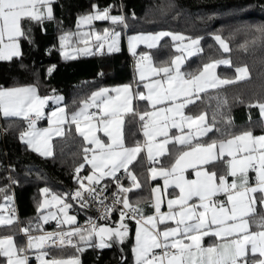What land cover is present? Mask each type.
Masks as SVG:
<instances>
[{
    "label": "trees",
    "instance_id": "trees-1",
    "mask_svg": "<svg viewBox=\"0 0 264 264\" xmlns=\"http://www.w3.org/2000/svg\"><path fill=\"white\" fill-rule=\"evenodd\" d=\"M52 6V19L22 21L26 35L20 38L21 54L10 60L0 59V89L33 85L41 97L62 95L66 112L72 114L98 89L141 84L136 81L137 64L131 60L133 55L151 57L147 65L171 67L179 53L176 45L180 42L172 36H163L153 48L139 46L135 52H131L126 44L125 36L163 31L173 36L202 38L199 45L202 51L184 65L189 74L196 75L206 63L217 60L231 62L219 64V73L223 77H233L238 67L248 68L247 79L197 94L198 98L195 95L191 99L194 102L188 103L186 113L204 115L212 127L202 142L227 140L246 131L256 135L264 133V121L258 107L264 104V46L258 42L249 44L247 50L241 47L258 35L255 26L264 25V0H53ZM97 9H110L109 16H122L123 22L114 23L111 19L81 22V17L93 15ZM113 28L119 32L120 43L109 51V45L105 43ZM216 35L225 39L230 52L223 51L214 39ZM62 37L66 39L62 40ZM138 102L144 103L143 100ZM132 116L135 118V115H129ZM1 125L6 133L2 136L0 132V199L11 198L18 219L12 225L0 227V236L16 234L23 238L19 234L20 224L29 233L50 228V223L41 218L43 211L39 210L45 194H57L68 200L70 191L79 185L76 169L82 164L84 167L80 172L87 177L86 156L89 153L86 154L84 149L89 148V144L74 126H70L63 136L54 139L52 155L44 156L29 149L21 140V134L29 129L25 118L0 115V129ZM44 125H47L46 117L37 123V126ZM136 128V122L125 124L127 143L134 142L139 136L134 137ZM156 163L147 164L140 158L127 170L123 185L132 181L129 174L132 168L135 169L140 187L129 193L132 204L140 209H145L151 202L148 169L150 164ZM122 172L125 170L116 178ZM44 189L49 191L45 193ZM71 211L79 215L83 212L79 206H73ZM261 213L262 208L250 217H258ZM115 221L110 225L116 227ZM252 227L258 229L254 224ZM73 240L82 251L72 246L44 250L50 258L77 257L80 264H133L132 236L127 242L120 243L124 254L122 262H119V252L113 242L100 248L97 235L87 242L80 241L79 236H74ZM29 258L30 264H37L34 255ZM253 258L261 259L259 254L254 257L249 254L248 259ZM4 261L0 254V264Z\"/></svg>",
    "mask_w": 264,
    "mask_h": 264
},
{
    "label": "snow or ice",
    "instance_id": "snow-or-ice-1",
    "mask_svg": "<svg viewBox=\"0 0 264 264\" xmlns=\"http://www.w3.org/2000/svg\"><path fill=\"white\" fill-rule=\"evenodd\" d=\"M53 0H0V59H11L14 56H19L20 46L18 40L20 37L26 35L22 27V20L28 19L30 21L42 22L43 19H52L53 10L51 4ZM95 7V6H94ZM43 9V11L41 10ZM110 9L99 10L95 14L81 17L82 23H90L93 20H107L111 19L114 23L123 22L122 16H109ZM255 35L250 41H246L241 45L242 48L247 50L249 44L255 45L258 42L264 46V25L255 26ZM107 36V30H105ZM163 36H172L173 40L180 41L181 43L187 39L190 43L183 45L184 49L192 55V49L195 48L196 52H201L199 47L202 38H190L182 35H172L171 33L161 32L154 36H138L132 37L133 41H141L148 44L149 48L155 46V41H158ZM119 37V33L113 34V44L109 45V51H112L114 44ZM66 37H62V40ZM97 39H101L97 36ZM214 39L219 43L224 52H230L229 44L220 35H216ZM7 41V42H5ZM134 50V48H133ZM179 50V49H178ZM141 59L151 60V57L145 55ZM183 62L181 56H176L172 61L175 67L161 66L152 69L156 75L163 73L167 77L168 87L163 88L160 81L154 84L145 85L149 89V95L144 96L142 93H137L139 99L152 101L153 106L164 100L175 101L181 93L186 97V103L194 102L189 97L192 94H198L205 91L206 87L216 88L219 85H226L234 83L235 80H243L249 77L248 68H236L237 76L235 80H220L216 77L211 70L219 64H230L229 60H217L203 66V70L199 75L189 74L190 79H184V75L180 73V65ZM144 79L143 72L141 73V80ZM173 81L176 85H173ZM188 87L194 88V93L188 92ZM130 86L125 85L123 89H114L117 96L108 95V89H101L92 94L89 100L83 103V106L76 113H73L71 121L76 124L77 131L84 137L88 143L94 145V148H85V153H91V159L86 162L91 165L92 169L98 175L85 177L84 180L95 182L99 184L100 179L105 176L116 178V173L124 169L128 170V165L136 160L137 155L141 152L139 142L134 147H126L123 139V116L127 113L138 115L141 121L145 117L159 115L160 113H134L131 107V93ZM160 89L157 92L156 98L151 94L154 90ZM121 92L123 96L119 95ZM198 98V95H197ZM49 97L41 98L37 95L35 87L26 88H11L0 89V109H2L3 116H18L23 117L28 121L29 131L21 134V140H24L35 151L41 152L42 155H52L48 141L52 135L63 136V131L57 127L52 129H36V121L43 116V107ZM57 100H62V97H57ZM95 107L98 110L102 107L103 111L96 115V113L88 114V109ZM185 104H177L175 108L166 109L168 112H174L176 115H181V109ZM261 114L264 115V104L258 105ZM61 114L64 109H59ZM165 109H161L163 113ZM52 116L55 117L56 113L53 112ZM96 118L99 125L93 124L91 121ZM83 118L87 122L86 128L80 127V119ZM167 119V117H165ZM182 120L189 121V128L197 121L203 122L205 117L182 116ZM57 124L62 122V118L55 121ZM172 127H180V125L173 123ZM144 135L148 137L145 142L147 147V154L149 157L153 155V146L149 141L154 139V134L162 135L165 139L157 147L163 151L165 145L169 143L167 139L168 133L166 129H161L159 133L149 130V124L143 125ZM103 131L110 143L105 144L97 135L98 131ZM210 127L205 126L198 135H206L211 131ZM193 137H174V140L180 145L190 147L192 145ZM43 145V149L41 147ZM216 142L207 145L206 147L197 144L191 148V151L183 152L176 160L171 169H161L159 175L165 178V188L169 184L168 177H174L172 183L180 190V195L176 199L167 201L168 212H160V197L157 195L154 209L156 215L143 216V210L138 207H133L129 204L126 195L122 199L117 198L113 202L120 203L124 209H130L133 214H140L141 219L136 220L139 225L135 236V252L136 264H264V216H260L258 220H253V224L260 230L250 232L249 220L245 217L255 214V198L251 196L252 193L260 192V201L264 207V135L253 136L251 131H246L241 135L235 136L226 142L219 144V154L213 152L216 148ZM225 152L231 157L227 161L228 175L233 177L231 183L228 182L226 175L217 177L215 171L208 172L203 170L205 166L223 158ZM240 153L239 158L237 154ZM191 157V159H186ZM199 166L200 170H196ZM84 165H80L76 169L78 174ZM187 168H192L195 171L196 179L187 180L184 176V171ZM252 169L256 173V186L249 187L248 184V171ZM152 178L155 179L157 170L151 169ZM217 179L219 183H217ZM237 179L240 181L237 184ZM84 180L78 179L80 189L74 194L75 198L83 199L84 193L87 192L88 196L95 199L99 195L94 187H89L84 184ZM133 188H139L140 184L137 182L135 175H131ZM107 186L105 185V188ZM133 188H120L122 193H129ZM233 190H236L233 192ZM45 193L49 190L44 189ZM104 189H101L103 192ZM159 193V189H155ZM218 193L226 194L227 201L230 202L231 207L225 208L223 202H218L213 199ZM198 198L199 203L189 204L188 202ZM6 199H11L7 197ZM53 200L57 203L63 204L60 209L64 213V219L59 221L62 225L67 223L74 224L75 217L67 215V209L71 205L63 203L60 197L53 196ZM48 202L45 201V205ZM103 203V200L100 201ZM139 201H137V204ZM45 205H41L43 208ZM179 206V211H175L173 206ZM86 206V205H85ZM3 205H0L2 208ZM202 209V210H200ZM111 209L106 208L105 214ZM211 213V215H209ZM125 212L121 210L120 218L124 220ZM135 219V215L130 217ZM49 219H56V216L50 214L44 216V222ZM143 221V223H142ZM166 221H174L175 227L165 226L161 231L158 224H165ZM14 219L11 216L5 217L0 215V225H11ZM145 225L149 227H145ZM123 228V231L121 230ZM149 228L151 230H149ZM25 234L29 233L27 228L22 230ZM127 226L121 223L117 228L97 226L94 222L90 221L88 228H73L68 232H55L46 233L44 235L33 237L28 235L27 247L16 248L13 238L11 236L0 239V254L7 258V264H28V257L25 255L28 249L36 248L43 249L45 245L63 247L71 245L76 247L77 251H82L76 244H73L72 237L79 236L80 241H90L93 235L100 237L98 247L104 248L108 245L105 244V237L117 236L121 240L127 235ZM213 236L219 238L218 242L210 246H202L204 237ZM185 240L188 243H185ZM161 249L163 255L156 254L153 250ZM175 250V251H173ZM19 253V255H18ZM249 253L255 256L259 253L261 259H248ZM48 253L41 251L36 257L40 264H80L77 257L69 259H49L45 260Z\"/></svg>",
    "mask_w": 264,
    "mask_h": 264
},
{
    "label": "crops",
    "instance_id": "crops-1",
    "mask_svg": "<svg viewBox=\"0 0 264 264\" xmlns=\"http://www.w3.org/2000/svg\"><path fill=\"white\" fill-rule=\"evenodd\" d=\"M51 7H52V10H53L52 4H51ZM41 10L43 11V9H41ZM53 14H54V10H53ZM114 33H119V32L115 28H113L112 31L110 32L109 38H107L105 44H107V45L113 44V34ZM132 37H135V36H133V35L132 36H125L127 47H128V49L131 52H135L139 46L148 47L147 44H142L141 43V45H140V44H138L139 41L138 42L133 41L131 39ZM20 38L18 40V43H19L20 52H21V40H20ZM161 39H162V37L159 40H161ZM159 40L156 41L155 46L159 44V42H160ZM5 42H7V41H5ZM119 43H120V38L118 37V39L116 40V42L114 44V47H117L119 45ZM188 43H190L189 40L188 41H183L182 43L178 42L177 45H176L177 50L179 49L178 50L179 53L176 56L179 55V56H181L183 58V62L180 65V73L184 75V79H186V80L190 79V76H189V73H187V71L184 69V65L186 64L187 60L190 57H192L193 55L198 53V52H196L195 48H193L192 49V51H193L192 55H185V52L187 50L184 49L183 45H186ZM102 46H103V44H101L99 49H101ZM133 48H134V50H133ZM212 62H214V61H212ZM208 63H211V62H208ZM208 63H206V64H208ZM141 66L143 67L142 68L143 70L141 69L139 71L137 77H136V81H141L142 82L141 84H134V85L123 84V85H117L115 87H111V88L107 87V88L110 89V91L108 92L109 93L108 95L114 97V96H117V93L115 91H113L114 89H118V88L119 89H123V87L125 85L130 86L129 91L131 93V107H132L133 112L134 113L139 112V114H144L146 112L147 113H160L159 115L148 116L149 119L145 123L149 124V130L150 131H154V133H159V131L161 129H166V131L168 133L167 139L169 140V143L165 145V150H163V151H161L157 146L159 144H161L165 138L162 135L154 134V139L149 141V143H151L152 146H153V155H152V157H149V155L147 154V147L145 145V142L148 141V137H146L144 135V129H143V125L145 123H142V124L140 123L141 120L139 119V116L135 115V119H136L135 122L137 124V128L140 130V133H139V136L136 137V140L134 142L127 143L126 138H125V121H124L123 126H122L123 139H124L125 146L126 147H134V146H136L137 142H139V145H140V147L142 149L141 152L137 155L136 160L133 161L132 164L128 165V169L131 168V166L135 162H137L140 158H141V160H143L144 163H147V164L151 163L155 159L158 160V162L156 164H154V165L150 164L149 169H148V180H149V184H150V188H151V202H150L149 206L145 207V209H142L143 210V213H142L143 216L147 217V216H150V215H156L155 209H154V204L156 202L157 195H159V197H160V212L161 213L168 212V210H169L168 206H167V201L168 200L176 199L180 195L179 188L176 187L174 183H172L174 177H171V176L168 177L169 184H168L167 188H165V178L163 176L159 175V172L161 171V169H171L174 166L176 160L179 158V156L183 152L191 151V148L195 147L197 144L206 147L207 145L212 144L213 142H216L217 147L213 149V152H215L218 155L219 154V144L221 142H226L227 140L232 139L234 137L229 138L227 140H222V141L202 142V140L206 136H208L212 130L207 132L206 135H198V132L202 131V129L205 126L210 127L211 129H212V127H211V125H209L207 123L206 117L204 115H203L205 117L204 121L203 122L197 121V123L193 124L191 128H189V123H190L189 121L181 119V115L182 116H191L193 118L199 117V116H192V115H189V114L186 113V107H187L188 103H186V97H185L184 93H181L175 101L164 100L163 102L157 103L155 106H153L152 101H150V100L139 99L138 96H137V93H142L144 96L149 95V89L147 87H145V85L154 84L156 81H160V83L163 86V88H167L168 87L167 77L163 73H160L159 75H156V74H154L152 72L151 69H149V70L147 69L150 66H146V65H141ZM152 67H153L152 69L159 68V67H155V66H152ZM171 67H175V65L172 64ZM242 67H244V66H242ZM202 70H203V67H202V69L200 71H202ZM211 71L220 80H235L236 76L238 75L237 72H235L233 77H223L219 73V65H217L215 67V69H213ZM142 72H143V75H144V79L143 80H141V73ZM199 72L196 75H199ZM243 80H245V79H243ZM237 81H242V80H235V82H237ZM173 85L174 86L176 85L175 81H173ZM226 85H228V84H226ZM139 86H140V88H139ZM222 86H225V85H219L216 88H220ZM26 87H35V86L26 85V86H21V87H14V88H26ZM137 87H138L139 92L137 90ZM216 88L206 87L205 91H203V92H206V91L212 90V89H216ZM4 89H11V88H4ZM159 91H160V89H156V90H154L151 93L154 98H156L157 92H159ZM188 92L190 94L194 93V88L193 87H188ZM203 92H199L198 94H201ZM37 95L39 97H41L38 93H37ZM119 95L123 96L124 93L121 92ZM195 95H197V94H192L189 98L192 99ZM57 97H62L63 98L62 95L49 96L50 99L47 100L46 104L44 105V107L42 109V111H43L42 118H45V117L47 118V125L37 126V123L42 119V118H40L39 120L36 121V129L37 130H41V129H52V130H55L57 127H59L64 132L65 129L69 128L70 126H74L75 128L77 127L76 124L71 121L70 117H64V115L61 116L60 118H58V119L62 118V122L61 123L57 124L55 122L58 119L54 118L52 116V113L54 112V109L57 108V107H63L64 111H66L64 103H63L64 102V98L62 100H57L56 99ZM41 98H44V97H41ZM138 100H143L144 103L140 104L138 102ZM177 104H185V107H183L181 109V115H176L174 112L166 111V109H169V108H173L174 109ZM89 109H88V111H89ZM161 109H165V111L163 113H161ZM97 111H98L97 116H99V114L103 111L102 107L99 110L97 109ZM130 114H132V113L124 114L123 118L127 119V116H129ZM0 115L3 118H23V117H18V116L4 117L2 109H0ZM165 117H167V119H165ZM262 117H263V121H264V115H262ZM91 122L93 124H98V121H97L96 118L93 119ZM173 123H176V124L180 125V127H172ZM86 124H87V122L84 121L83 118H81L80 119V126L86 125ZM26 131H29V129L26 130ZM241 134L242 133H240L238 135H241ZM260 135H264V133L257 134V135L253 134V136H260ZM177 136H180V137L191 136V137H193L192 145L190 147H185V146L180 145L178 142H176L174 140V137H177ZM57 137H59V136L52 135L50 137L49 141H48V147H50L51 152H53V141ZM105 138H106L107 142L109 143V139L106 136H105ZM22 141L25 144H27L24 140H22ZM27 146L29 147V149L35 151L29 144H27ZM41 147L43 149L44 146L41 145ZM89 148H90V144H89ZM35 152L38 153V154H41V152H37V151H35ZM239 155H240V153L237 154L238 158H239ZM91 156H92V154L89 152V154L87 155V159H91ZM186 159H191V157L186 158ZM230 159H231V157H229L227 155V152H225L223 158L213 162L212 164H209V165L205 166V168L203 170H206L208 172L215 171L216 174H217V177H219L220 175H226L228 182L231 183L233 177L228 175L229 169H228V164H227V161L230 160ZM86 165H87L86 166V169H87L86 176L87 177L88 176L98 175V173H95V170L92 169L90 164H88L86 162ZM153 168H155L157 170V174L155 176V179L152 178L151 169H153ZM123 170L124 169L119 170L116 173V175L119 172L123 171ZM196 170H200L199 166H198V168ZM196 170H194L192 168H187L184 171L185 178L187 180L196 179V176H195V171ZM131 175H135L136 176L135 169H133V168H132V170L130 171V174H129L130 178H131ZM255 177H256V173L253 170L249 169V171H248V178H249L248 179V184H249V187L256 186ZM105 180H109V181H105ZM114 180H115V178L105 176L102 179H100L99 183H101V182H113ZM137 182H138V180H137ZM216 182L219 183V180L217 179ZM239 182L240 181L237 179V184H239ZM122 187L123 188H133V182L131 181L130 183H127V184L125 183L124 185H122ZM155 189H159V193L155 192L154 191ZM235 191L236 190H233V192H235ZM124 195L127 196L129 204L134 205V204H132V201H131V198H130V193H127V194L122 193L123 197H124ZM251 196L255 198L254 207H255V213H256L258 211V209L261 208L260 207L261 206V201H260L261 193L258 191L256 193H252ZM213 199L217 200L218 202H223L225 208H230L231 207L230 202L227 201L226 194L218 193L217 196H215ZM188 203L190 205L193 204V203L198 204L199 200H198V198L193 197V199L190 200ZM0 205H3V207L0 208V215H3L5 217L11 216V217H13L14 222H16L18 218H17L16 212H15L14 206H13V201L11 199L9 200V199H6V198L5 199H0ZM81 209L83 211V212H81V214L83 216L84 215H88V211H84L83 208H81ZM173 209L175 211H179V206L174 205ZM262 209H263V212H264V207H262ZM200 210H202V209H200ZM71 213H75V214H72L76 218L75 222H74V224H75L81 219V214L79 215L76 212H72V211H71ZM209 215H211V213H209ZM250 216H252V215H250ZM250 216L245 217L246 219L249 220V231L250 232L257 231V230L251 229L252 222H253V220H256L257 217H250ZM258 217H259V215H258ZM53 220L60 221L61 219H58V218L57 219H49L45 223H50ZM121 223H123L124 225L127 226L128 233L123 238V240H121L117 236H116V238H117L119 243H124V242H127L129 240L130 236H132V245L130 247V249H131V260H132L133 264H136L135 252L133 251V249L136 246V244H135V236H136V231H137L139 225H137V223L130 222L125 217H124V220L121 221V218L119 216L116 219V221H115V226L116 227H114V228L119 227L121 225ZM64 225H69V224L64 223ZM2 226H9V225H0V227H2ZM165 226H167V227H175L176 225H175L174 221H166L165 224H158V228L161 231L164 230ZM145 227H149V226L145 225ZM121 230L123 231V228H121ZM131 230H132V233L130 232ZM149 230H151V229L149 228ZM8 236H11L13 238L14 244H15L17 249H19L21 247H26L27 244H28V240H25L24 238H21V237L17 236L16 234H9V235L0 236V239H2L4 237H8ZM218 240H219V238L213 237V236L204 237L202 246H204V247L210 246L211 244L218 242ZM72 241H73V244H74V240H72ZM104 241H105V244L112 243V241H110V239H106L105 238ZM185 243H188V241L185 240ZM67 246H71V245H67ZM157 250L158 249H154L153 251H157ZM38 252L39 251H36V248H32V249H28L27 252L25 253V255H27V257L31 256V254L34 255V256H38L39 255ZM18 255H19V253H18ZM4 258H5L4 264H7V258L6 257H4ZM47 258H48V260L51 259L49 257V255H47ZM36 263L40 264V261L37 260ZM28 264H30L29 258H28ZM165 264H166V262H165Z\"/></svg>",
    "mask_w": 264,
    "mask_h": 264
},
{
    "label": "built area",
    "instance_id": "built-area-1",
    "mask_svg": "<svg viewBox=\"0 0 264 264\" xmlns=\"http://www.w3.org/2000/svg\"><path fill=\"white\" fill-rule=\"evenodd\" d=\"M142 56L145 55H133L131 56V60L135 64H140V65H147L148 59H141ZM92 113L98 114L97 108L91 107L88 111V114L91 115ZM139 113V112H137ZM95 119V117L93 118ZM92 119V120H93ZM148 117H145V120L142 122L148 121ZM1 135L4 136L6 133L5 128L1 125L0 129ZM153 163H156L157 160H153ZM252 170V169H251ZM128 176V171L122 172L121 174L118 175V177L111 183L108 182H101L99 184H96L95 182H89L87 180H84L85 176L79 172L78 174L76 173V179L84 180V184L89 187H94L99 195L95 199L92 197L88 196L87 192L84 193L83 199L80 198H75L74 194L77 190L80 189V184L74 187L70 193H69V203L71 204L70 211L73 206H79L86 211H88V215H84L77 223L72 224V225H60L59 221H51L50 222V228H48L45 231L37 232V233H28L25 234L22 230L24 227L20 224L19 226V234L25 239L28 240V235L30 234L33 237H38L41 235H44L46 233H55V232H68L71 231L73 228L80 227L87 229L89 222L92 221L94 222L97 226H101L102 224H112L116 218L120 216L121 210L125 212V218L130 220L133 223H136V220L141 219L140 214H133L130 209H124L123 205L120 203L115 204V207L113 208V202L117 199L120 198L122 199V193L120 191V188L122 187L123 183L127 179ZM105 185L107 186L105 188ZM101 189H104L103 192H101ZM13 197H15V193L13 192ZM103 200V203H100V201ZM86 205V206H85ZM133 207H136L135 205H132ZM111 209L107 215L105 214V209ZM77 213V212H76ZM135 215V219H131L130 217ZM143 223V221H142ZM74 237V236H73ZM72 237V240H73ZM67 246V245H65ZM27 247V246H26ZM48 248H57L56 246H48L45 245L43 249H36V250H44ZM175 251V250H173ZM158 255H163V252L161 249H158L157 251H154ZM37 256H34V259L36 260ZM29 258V256H28ZM30 260V258H29Z\"/></svg>",
    "mask_w": 264,
    "mask_h": 264
},
{
    "label": "rangeland",
    "instance_id": "rangeland-1",
    "mask_svg": "<svg viewBox=\"0 0 264 264\" xmlns=\"http://www.w3.org/2000/svg\"><path fill=\"white\" fill-rule=\"evenodd\" d=\"M163 32V31H162ZM158 33H161V32H158ZM158 33H137V34H133V36H135V37H138V36H149V35H152V36H154V35H156V34H158ZM165 33H167V32H165ZM130 36H132V35H130ZM160 41V40H159ZM136 42H138V41H136ZM141 43L142 44H147V43H144V42H141V41H139L138 42V44H140L141 45ZM155 43H156V41H155ZM148 45V44H147ZM181 48V47H180ZM193 52V51H192ZM185 55H189L188 54V51H186L185 52ZM147 66H150L149 68H147L148 70L149 69H151L152 70V66L153 65H151V63H149ZM143 67L140 65V64H137V66H136V70H135V76L137 77V75H138V73H139V71L142 69ZM143 70V69H142ZM101 89H108L109 91H110V89L109 88H101ZM101 89H98V90H96L95 92H98V91H100ZM94 92V93H95ZM109 94V93H108ZM83 106V105H82ZM81 106V107H82ZM80 107V108H81ZM80 108L77 110V111H75L74 113H76V112H78L79 110H80ZM59 109H63V107H57V108H55L54 109V112L56 113V116L54 117V118H60L61 116H63L64 115V117H72V115H73V113L72 114H68L66 111H64V113L63 114H61V112L59 111ZM123 121H125V124L127 123V122H129V123H131V122H133V123H135V118H134V116H132V117H129V116H127V119H125V118H123ZM99 127H101V129H102V125H99V124H97ZM80 127H82V128H86V125H82V126H80ZM76 130H77V127H76ZM78 132V131H77ZM139 132H140V130L138 129V128H136V130L134 131V133H135V135H134V137H136L138 134H139ZM79 133V132H78ZM96 135L105 143V144H107L108 142H107V140H106V138H105V134L103 133V131L101 130V131H98L97 133H96ZM87 143H88V141H86ZM109 143H110V140H109ZM90 144V143H89ZM95 146L94 145H92V144H90V148H94ZM53 196H57V197H60V199H61V201H63V203H66V204H69V205H71L69 202H68V200H65V198L63 197V196H60V195H57V194H53V195H48V194H45L44 196H43V198H42V201H41V203H40V206H39V210L40 211H43V213L41 214V218H42V220H43V217L44 216H49L50 214H53V215H55L56 216V219L58 218V219H61V220H63L64 219V213L63 212H61L60 211V209L63 207V204H60V203H57L55 200H53ZM45 201H47L48 203L45 205ZM41 205H45L43 208H41ZM261 208H262V205L260 206ZM71 208V207H70ZM70 208H68L66 211H67V215L68 216H73L72 214H75V213H71V211H70ZM260 216H264V212L263 213H261L260 215H259V217ZM259 217H257L256 218V220H258L259 219ZM44 221V220H43ZM252 224H253V222H252ZM253 227H252V225H251V229H252ZM254 229V228H253ZM258 230V229H257ZM260 230V229H259ZM252 231V230H251ZM105 242V241H104ZM100 243V237L99 236H97V244H99ZM24 248H26V247H24ZM41 251H44V250H41ZM41 251H39L38 253L40 254V252ZM47 252V251H46ZM48 253V252H47ZM249 254H251V253H249ZM256 254H259V253H256ZM52 259V258H51ZM69 259V258H68ZM45 260H48V258H47V256H45ZM66 260V259H65Z\"/></svg>",
    "mask_w": 264,
    "mask_h": 264
},
{
    "label": "water",
    "instance_id": "water-1",
    "mask_svg": "<svg viewBox=\"0 0 264 264\" xmlns=\"http://www.w3.org/2000/svg\"><path fill=\"white\" fill-rule=\"evenodd\" d=\"M101 226L103 227H110V228H114L112 225L110 224H102ZM106 239H110V241L113 242V244H115L117 246V249H118V252H119V256H120V260L119 262H122L124 260V254L123 252L121 251V246H120V243L118 242L116 236H111V237H105Z\"/></svg>",
    "mask_w": 264,
    "mask_h": 264
}]
</instances>
